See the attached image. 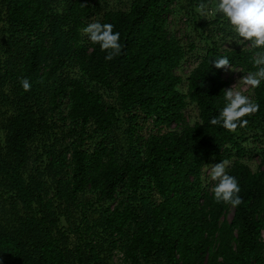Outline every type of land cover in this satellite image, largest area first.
<instances>
[{
  "label": "trees",
  "instance_id": "obj_1",
  "mask_svg": "<svg viewBox=\"0 0 264 264\" xmlns=\"http://www.w3.org/2000/svg\"><path fill=\"white\" fill-rule=\"evenodd\" d=\"M106 1L0 0V264H264V153L257 170L244 160L248 135L264 133V83L247 127L209 122L225 69L255 71L259 50L207 34L184 91L172 6L187 3L203 32L227 22L205 21L201 0H131L98 20L120 33V54L105 60L83 28ZM221 56L230 64L216 68ZM122 116L125 145L110 137ZM211 158L231 161L239 206L205 188Z\"/></svg>",
  "mask_w": 264,
  "mask_h": 264
},
{
  "label": "clouds",
  "instance_id": "obj_2",
  "mask_svg": "<svg viewBox=\"0 0 264 264\" xmlns=\"http://www.w3.org/2000/svg\"><path fill=\"white\" fill-rule=\"evenodd\" d=\"M201 17L220 16L224 19L230 30L238 38L236 42L244 45L250 43L253 48L258 49L251 63L255 71L249 72L241 79V84L246 87H231L224 90L223 107L218 116L210 119L211 125H219L230 132H236L238 128H245L249 124L250 117L260 110V104L254 100L247 89L258 88L264 83V0H201L197 7ZM83 33L93 44H99L102 51H107L105 60H112L121 52L120 33L114 31L111 23L95 21L83 28ZM230 64L227 56L215 59V67L223 68ZM22 89L27 92L32 84L29 78L20 80ZM228 161L212 164L209 171V179L214 181L212 189L214 199L224 202L233 207L242 203L239 193L241 191L237 178L227 171ZM264 236V232L261 233Z\"/></svg>",
  "mask_w": 264,
  "mask_h": 264
},
{
  "label": "rangeland",
  "instance_id": "obj_3",
  "mask_svg": "<svg viewBox=\"0 0 264 264\" xmlns=\"http://www.w3.org/2000/svg\"><path fill=\"white\" fill-rule=\"evenodd\" d=\"M131 5V0H107L105 3H102L98 11H96L91 17V23L98 21L102 15L109 9H129ZM167 26L171 34L177 37L183 44L186 52L185 60L182 62L181 66L176 69V73L180 75L183 79L181 84L182 90H187V78L191 70L199 63L203 57L206 49V42L208 41L207 34L213 36V38L219 40L220 46L224 49H232L236 47H246L251 48L250 43H245L244 45L238 44L236 40L238 39L233 33L228 24L220 25H209L208 31L203 32L201 29L200 20L189 11L188 4H174L172 6V12L167 16ZM205 21L211 22L215 17H203ZM213 34V35H212ZM212 41V38L209 40ZM244 70L240 67L229 66L224 71V78L228 81L229 86L231 87H246L241 84V79L244 75H247ZM250 92L252 98L254 96V89H247ZM185 117L190 123H194L198 120V108L194 103H190L185 109ZM121 122L117 127L115 133L110 137L114 139L115 142L122 143L123 145L127 144L126 141V128L127 122L124 116L121 117ZM143 133L147 134L152 130V126L148 123L144 125ZM90 144H94L92 141ZM245 147V158L244 160L251 166L253 170H257L264 153V133L255 134L254 132L248 135V138L244 141ZM228 166H230L231 161H228ZM218 162L215 159H210L203 168V178L205 188L211 191L214 187L215 182L209 179V171L212 167V164ZM234 208L231 207L229 211V217L232 216ZM115 261L119 262L121 256L116 253Z\"/></svg>",
  "mask_w": 264,
  "mask_h": 264
}]
</instances>
